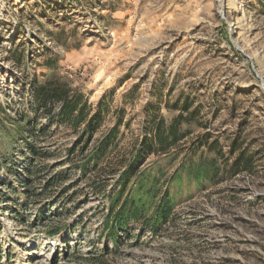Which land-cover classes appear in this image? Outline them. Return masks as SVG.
<instances>
[{"label": "rangeland", "instance_id": "rangeland-1", "mask_svg": "<svg viewBox=\"0 0 264 264\" xmlns=\"http://www.w3.org/2000/svg\"><path fill=\"white\" fill-rule=\"evenodd\" d=\"M48 82L81 94L89 113L101 106L85 153L117 120L118 132L100 169L73 168L51 187L43 219L31 205L19 222L0 199V264H264V0H0V194L14 197L2 182L17 187L2 161L25 157L14 121ZM178 112L181 138L147 153L138 170L170 192V220L155 234L140 220L115 240L106 236L124 159L141 150L149 128ZM79 130L51 123L39 142L49 156L36 163L67 172L70 163H55ZM210 160L217 171L199 184L184 167L173 178L181 163ZM60 186L68 187L63 196ZM135 188L132 181L125 194ZM62 205L69 215L52 216ZM59 220L69 228L47 235Z\"/></svg>", "mask_w": 264, "mask_h": 264}, {"label": "trees", "instance_id": "trees-1", "mask_svg": "<svg viewBox=\"0 0 264 264\" xmlns=\"http://www.w3.org/2000/svg\"><path fill=\"white\" fill-rule=\"evenodd\" d=\"M53 101L59 102L57 110H51ZM90 106L87 104L81 94L70 90L65 84L59 82L46 83L35 92V100L31 110L19 116L18 120L14 121L16 125V137L21 140L22 149L24 151L23 163L19 162H3V167L8 175H12L16 181L17 187H14L11 181L2 182L8 186L13 192L14 197L0 194V199H4L11 204L12 212L19 214L17 220L24 222V217L21 214V209L27 206H34L36 210V219L44 218V197H50L51 187L62 183L68 177L73 168L79 169L82 173L89 170H97L101 168L98 161L105 157L106 150L113 144L116 133L118 132L119 120L116 124L92 147L89 153H85L90 135L97 129L101 120V106L93 113H89ZM184 110L188 109L185 104ZM33 117V125L28 127L26 124L30 117ZM181 112H178L171 120L170 124L163 126L157 124L154 128L149 130L144 135L141 141V150H137L132 154L128 160L124 159L120 170L117 172V190L109 197L108 212L103 222V230H107L108 237L116 239L119 234V229H126V226L132 222L143 220L147 224L152 234H155L162 223L170 220L172 214L173 199L169 191L164 190L159 192L156 187L158 179L154 176L145 174L139 170V165L144 160L147 153L165 151L169 146L175 144L182 136L178 132V125L182 119ZM40 119L46 120V125H40L37 121ZM51 123L58 126L64 125L67 128L79 130V140L76 144L67 148V157L55 163V166L68 164V171H59L49 174L51 164L36 163L37 159H45L49 156V152L45 151L39 142L42 136L51 129ZM14 138H12V141ZM77 151V152H76ZM242 152L239 151L233 167L240 170L237 166L241 159ZM79 158V162L75 166V158ZM246 160L242 161L241 165L246 164ZM71 166V167H70ZM184 167L185 176L193 179L199 184L205 174L208 172L217 171L214 161H190L188 164L180 165L179 169L173 174V178L180 179L178 171ZM47 173V176L44 175ZM46 176L45 178H43ZM135 181L136 188L132 189L130 193L125 194L129 184ZM39 182V183H37ZM105 185L97 186L100 193L104 192ZM68 187L60 186L57 188V193L62 196L66 194ZM124 195H126L124 197ZM48 206V205H47ZM67 216L69 210L62 205L61 208H56L52 216ZM49 219L50 214H47ZM51 219V218H50ZM65 219V217L63 218ZM68 222L57 221L54 225H50L46 230L49 236L58 237L61 231L68 229Z\"/></svg>", "mask_w": 264, "mask_h": 264}]
</instances>
